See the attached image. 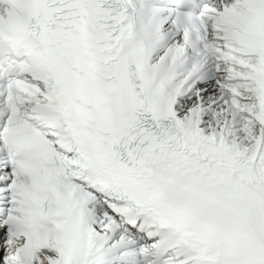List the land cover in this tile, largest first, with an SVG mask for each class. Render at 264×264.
I'll return each mask as SVG.
<instances>
[{"label": "snow or ice", "instance_id": "snow-or-ice-1", "mask_svg": "<svg viewBox=\"0 0 264 264\" xmlns=\"http://www.w3.org/2000/svg\"><path fill=\"white\" fill-rule=\"evenodd\" d=\"M0 264H264V0H0Z\"/></svg>", "mask_w": 264, "mask_h": 264}]
</instances>
